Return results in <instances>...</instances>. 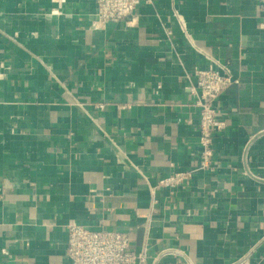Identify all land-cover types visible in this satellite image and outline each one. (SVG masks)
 I'll list each match as a JSON object with an SVG mask.
<instances>
[{
    "label": "crops",
    "instance_id": "crops-1",
    "mask_svg": "<svg viewBox=\"0 0 264 264\" xmlns=\"http://www.w3.org/2000/svg\"><path fill=\"white\" fill-rule=\"evenodd\" d=\"M95 7L0 0V264H70L74 223L127 233L147 264H264L259 1L142 0L94 32ZM214 62L239 81L215 103L214 168L160 188L199 163L185 72Z\"/></svg>",
    "mask_w": 264,
    "mask_h": 264
},
{
    "label": "built area",
    "instance_id": "built-area-1",
    "mask_svg": "<svg viewBox=\"0 0 264 264\" xmlns=\"http://www.w3.org/2000/svg\"><path fill=\"white\" fill-rule=\"evenodd\" d=\"M259 1V28L264 30V0ZM142 0H95V11L90 13L89 29L100 31L118 22L133 25L134 14ZM167 35L172 32L167 30ZM189 84V94L195 96L196 106L200 108L199 144L200 159L192 171L174 172L161 178L158 187L177 189L198 171H212L215 165V135L224 131L226 125L218 118L215 103L231 86L239 81L232 75L228 63H218L208 67H196L185 72ZM103 109L104 105H97ZM67 255L70 264H147L148 252L144 248L137 252L130 246L127 233L109 230H92L74 223L68 226ZM234 264H251L250 255H245Z\"/></svg>",
    "mask_w": 264,
    "mask_h": 264
}]
</instances>
